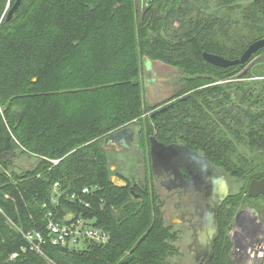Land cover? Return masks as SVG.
I'll return each instance as SVG.
<instances>
[{
	"label": "trees",
	"instance_id": "trees-1",
	"mask_svg": "<svg viewBox=\"0 0 264 264\" xmlns=\"http://www.w3.org/2000/svg\"><path fill=\"white\" fill-rule=\"evenodd\" d=\"M15 1L0 0V264H172L176 232L156 194L113 171L104 146L160 104L146 101L144 59L150 73L157 62L179 69L173 99L187 97L158 116L150 134L200 149L244 181L220 204L211 262L239 264L229 232L244 203L264 200L247 195L251 180L264 178V78L254 79L264 48L228 68L203 52L236 59L264 38V0H22L6 22ZM157 83L156 92L167 90ZM19 156L35 162L18 172ZM55 182L70 193L93 187L82 195L90 205L54 203ZM50 212L94 218L110 239L82 248L48 242L39 251L26 234L46 233Z\"/></svg>",
	"mask_w": 264,
	"mask_h": 264
},
{
	"label": "water",
	"instance_id": "water-1",
	"mask_svg": "<svg viewBox=\"0 0 264 264\" xmlns=\"http://www.w3.org/2000/svg\"><path fill=\"white\" fill-rule=\"evenodd\" d=\"M22 0H16L10 8L6 16V22H9L16 11L18 10ZM264 48V38L254 41L251 43L244 53L236 59H229L219 54L203 52V58L212 65L228 68L235 65H245L251 61L253 55L259 50ZM249 71L247 67L241 76H245ZM187 99L186 96L181 97L170 102L152 113V119H156L161 114L169 111L170 109L177 106L180 102ZM135 131L131 127H125L115 133L110 134L106 137V147L111 145H117V147L130 149L131 142L134 139ZM150 157L152 160V166L155 174H161L160 168H165L166 174H175V179L184 176L185 178L191 177L193 179H200V183L203 184V188H200L195 194L193 202H195V208L200 211L198 214L201 215V223L203 226L211 231L214 235L213 246L215 239L217 238L219 229V207L217 203V194L220 191L227 192L228 185L227 180L224 176H219L217 167L213 166L212 163L202 155H199L196 151L189 149L186 146L179 144L166 145L159 142L155 136H150ZM187 175H186V173ZM112 181L119 187H127L128 182L118 175L112 177ZM247 195L252 198H258L264 195V178L253 179L248 185ZM256 213L252 209L240 210L235 218V224H239L243 217L251 219L250 214ZM254 220L258 219V213L255 214ZM264 223V210L261 212L260 224ZM232 241L234 243L231 257L234 262L239 264H248V255L246 254L247 245H242L235 241L234 237ZM212 255L207 264H211Z\"/></svg>",
	"mask_w": 264,
	"mask_h": 264
},
{
	"label": "rangeland",
	"instance_id": "rangeland-1",
	"mask_svg": "<svg viewBox=\"0 0 264 264\" xmlns=\"http://www.w3.org/2000/svg\"><path fill=\"white\" fill-rule=\"evenodd\" d=\"M248 1L241 2V5H246ZM264 56L262 54L259 57ZM257 57L256 60L259 58ZM149 63L146 59H144V81L143 85L145 88L146 101H150V105L155 106L157 103H163L173 99L178 92L179 88H176V85L172 84L175 82V79L179 80V69H176L172 66L163 65L160 62H157L154 71L149 72L146 69V65ZM258 78H264V68L258 67L254 70ZM163 82V88L167 90H159L156 92V86H158L157 82ZM171 84H170V83ZM247 82V81H245ZM175 88V90H173ZM173 90V91H172ZM155 95V96H154ZM137 135V134H136ZM135 143V142H134ZM133 149L129 153H113L109 151V164L113 171L120 172L121 175L125 176L130 180V182L138 183L142 186H149L151 190L154 191L157 198V208L159 212L163 214L164 221L167 224H171L173 230L176 232L175 238L172 240V244L175 247H178L179 254L173 256L171 259L172 264H195V254H194V236L191 227L189 224H178L174 220V213L176 208L174 207V203L176 202L177 197L170 196L166 193V191L154 180H150L148 177V158L146 155L144 157L140 156V151L137 149V144L135 143ZM143 147V146H142ZM144 148V147H143ZM142 157V158H141ZM35 160L33 158H29L28 156H19L13 161V169L17 170H26L27 167L33 165ZM227 175V182L229 191L232 195H238L242 192L244 188V181L241 178L232 176L230 173ZM248 190V188H247ZM170 196V198H169ZM258 209L257 211L264 210V200L259 202L248 201L241 206V210L244 209ZM180 219V216L177 217ZM249 220L246 219L243 224H236L233 226L232 230L229 232L234 237L235 241L242 245H248L251 240H253L252 236V228L249 230ZM85 244L81 242L77 247L82 248Z\"/></svg>",
	"mask_w": 264,
	"mask_h": 264
},
{
	"label": "flooded vegetation",
	"instance_id": "flooded-vegetation-1",
	"mask_svg": "<svg viewBox=\"0 0 264 264\" xmlns=\"http://www.w3.org/2000/svg\"><path fill=\"white\" fill-rule=\"evenodd\" d=\"M176 99H171L167 100L166 102H163L159 104L155 109L151 110L150 113L144 114L142 120H138L137 122L133 123L130 126L134 131V139L131 142V148L130 149H124L117 147V145H111V147H106V138L104 140V146L108 151H112L113 153H129L133 149V145L136 143L137 144V149L139 150L140 148L142 151H140V156L144 157V155L147 156L148 158V177L152 181L154 180L166 191V193L170 196L177 197L176 202L174 203V207L176 208V211L173 215L175 222L178 224H189V226L192 229L193 236H194V254H195V264H207L211 255L213 258L214 254V247L215 243L213 246V241H214V235L211 234V231H208L203 224L201 223V215L198 214L200 211H197L195 208V202H193L195 194L200 188H203V184L200 183V179H193L188 176V178H185L184 176H181L178 179H175V174L167 175L165 168H160L159 170L161 171V174L154 172L153 166H152V160L150 157V136L153 134H150V124H153V121L155 119H152V113L165 106L168 105L170 102L174 101ZM143 131V136L144 138L141 140V136ZM137 134V135H136ZM155 136V135H153ZM156 137V136H155ZM157 138V137H156ZM158 140V139H157ZM159 142H162L166 145L169 144H179L188 147L191 150L196 151L199 155L205 156L200 149L193 148L189 145H186L184 142L181 141H174L171 143H166L163 141L158 140ZM135 142V143H134ZM144 148H143V147ZM141 157V158H142ZM206 157V156H205ZM207 158V157H206ZM208 159V158H207ZM209 160V159H208ZM210 161V160H209ZM211 162V161H210ZM212 163V162H211ZM213 166L217 167L214 163H212ZM218 170V175L219 176H224L227 179V175L225 172H223L219 167H217ZM186 173V172H185ZM187 175V173H186ZM228 185V182H227ZM229 188V187H228ZM230 191L228 189L227 192L220 191L217 194V203L219 207V212H220V204L222 201L229 195ZM169 196V198H170ZM254 212L258 213V219L252 221V219L255 218L256 213L250 214V218L248 217H243L241 222L239 223L240 225L245 222L246 219L249 220V224L256 225L259 223L261 220V212L263 211H257L258 209L253 208L252 209ZM180 216V219H177V217ZM236 225V224H234ZM235 229L232 230V232ZM219 231V229H218ZM218 234V232H215ZM231 235V233H230ZM232 236V235H231ZM218 237V236H217ZM217 239V238H216ZM215 239V241H216ZM212 262V259H211Z\"/></svg>",
	"mask_w": 264,
	"mask_h": 264
},
{
	"label": "built area",
	"instance_id": "built-area-1",
	"mask_svg": "<svg viewBox=\"0 0 264 264\" xmlns=\"http://www.w3.org/2000/svg\"><path fill=\"white\" fill-rule=\"evenodd\" d=\"M57 163L58 161H53ZM93 187H84L81 191L67 192L61 189V184L55 182L53 185V202L60 204V200L64 198L72 202L86 203L82 195L92 194ZM253 240L249 242L246 247V254L248 255V264H264V223H257L256 225L250 224L249 230L252 228ZM26 238L31 245L41 251V245L50 243L55 246H70L77 247L81 242L88 240L95 244H106L110 235L109 232L103 228L95 225L94 218L84 217L82 214L79 216H69L63 219H56L50 212L47 215L46 233L40 230H33L26 234ZM16 254L12 257L14 258Z\"/></svg>",
	"mask_w": 264,
	"mask_h": 264
},
{
	"label": "crops",
	"instance_id": "crops-1",
	"mask_svg": "<svg viewBox=\"0 0 264 264\" xmlns=\"http://www.w3.org/2000/svg\"><path fill=\"white\" fill-rule=\"evenodd\" d=\"M162 64V63H161ZM160 82H162L161 80H159ZM148 103H150V101H148Z\"/></svg>",
	"mask_w": 264,
	"mask_h": 264
}]
</instances>
